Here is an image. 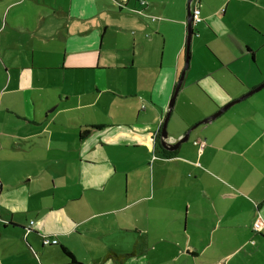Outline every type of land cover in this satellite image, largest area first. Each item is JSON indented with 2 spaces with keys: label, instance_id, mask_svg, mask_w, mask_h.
I'll return each mask as SVG.
<instances>
[{
  "label": "crops",
  "instance_id": "crops-1",
  "mask_svg": "<svg viewBox=\"0 0 264 264\" xmlns=\"http://www.w3.org/2000/svg\"><path fill=\"white\" fill-rule=\"evenodd\" d=\"M195 7L170 142L264 82V0ZM187 23L188 0H0V264H264V87L161 145Z\"/></svg>",
  "mask_w": 264,
  "mask_h": 264
},
{
  "label": "water",
  "instance_id": "water-1",
  "mask_svg": "<svg viewBox=\"0 0 264 264\" xmlns=\"http://www.w3.org/2000/svg\"><path fill=\"white\" fill-rule=\"evenodd\" d=\"M194 0H188V23H187V29H188V35H187V60H186V64H185V67L184 69L182 70L181 72V75H180V78L178 80V83L176 85V88H175V91H174V94L170 100V103H169V109H168V112H167V116L164 120V123H163V126H162V129H161V145L166 148V149H170V150H173V149H176L178 148V146L186 141L188 138H189V134H190V131L192 129H194L196 126H198L200 123H203V122H208L210 119H214L215 117H217L218 115H220L223 111H225L227 108H229L231 105L241 101L242 99H244L245 97H247L248 95L254 93L255 91H258L260 90L262 87H264V82H262L260 85H258L257 87L253 88L252 90H250L249 92H247L246 94L240 96L239 98H236L230 102H228L227 104H225L224 106H222L221 108H219L218 111H216L215 113L211 114L210 116L200 120L199 122H197L196 124H194L189 130H187L186 134L184 136H181L176 142H170L168 140L169 138V135H168V130H167V123H168V119H169V116H170V113H171V110H172V107H173V104H174V101H175V98L177 96V93L180 89V86L182 84V81L184 79V75H185V71H186V67H187V64H188V53H189V50H190V41H191V38L193 36V33H194V27H193V19H192V11H191V3L193 2Z\"/></svg>",
  "mask_w": 264,
  "mask_h": 264
},
{
  "label": "built area",
  "instance_id": "built-area-1",
  "mask_svg": "<svg viewBox=\"0 0 264 264\" xmlns=\"http://www.w3.org/2000/svg\"><path fill=\"white\" fill-rule=\"evenodd\" d=\"M192 19L194 24L201 20L200 9L198 7L192 9ZM31 224H33V222H31ZM253 228L256 231H261L264 228V219L260 215L256 218ZM57 242L58 240L56 238H49L48 236L43 237L44 244H53Z\"/></svg>",
  "mask_w": 264,
  "mask_h": 264
},
{
  "label": "trees",
  "instance_id": "trees-1",
  "mask_svg": "<svg viewBox=\"0 0 264 264\" xmlns=\"http://www.w3.org/2000/svg\"><path fill=\"white\" fill-rule=\"evenodd\" d=\"M87 133H88V130L84 131L82 133V136L84 137L85 135H87ZM27 229L28 228H25V230H27ZM65 253L70 257V261L68 263H64V264H83L69 250L65 249Z\"/></svg>",
  "mask_w": 264,
  "mask_h": 264
}]
</instances>
